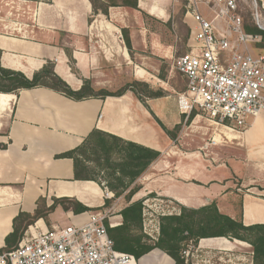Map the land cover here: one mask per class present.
Returning <instances> with one entry per match:
<instances>
[{"label":"crops","instance_id":"0c3cea01","mask_svg":"<svg viewBox=\"0 0 264 264\" xmlns=\"http://www.w3.org/2000/svg\"><path fill=\"white\" fill-rule=\"evenodd\" d=\"M21 2L24 13L30 14L33 21V35L0 31L3 68L22 72L31 79L51 63L55 73L74 90L98 74L100 81L91 82L92 87L109 90L114 84L111 76L120 62L134 63L116 26L119 8H110L104 15L95 14L89 0ZM2 20L0 6V29ZM137 37L142 39L135 29L132 42L137 43ZM162 51V59L170 64L173 52L167 48ZM135 66V75L142 71L155 77L139 63ZM177 94L172 88H164L158 98L137 97L131 91L120 97L75 101L43 87L23 89L18 94L0 93V115L5 116L0 119V252L14 230V219L21 212L34 214L40 199L46 201L47 208L54 198L75 199L91 209L111 210V222L122 224L124 200L104 208L105 189L94 181L75 180L73 159L58 158L80 147L95 129L160 152V158L138 179L141 189L132 200L144 201V221L157 200L167 203L161 207L160 217L180 216L181 207L198 210L216 202L220 213L241 220L245 226L264 225V115L250 120L242 133V155L248 162L241 165L243 182L236 189L241 193L238 196L232 181L217 180L215 169L209 168L205 175L200 160L181 157L183 152L169 134L182 125L184 118L178 109ZM238 198L241 206L237 210L234 203ZM90 213L76 215L59 205L47 220L40 219L34 225L46 229L84 223ZM251 249L247 242L237 239L202 238L197 244L189 241L184 257L190 264H254ZM131 264L175 261L164 251L154 249L139 260L134 258Z\"/></svg>","mask_w":264,"mask_h":264},{"label":"built area","instance_id":"2783aa9c","mask_svg":"<svg viewBox=\"0 0 264 264\" xmlns=\"http://www.w3.org/2000/svg\"><path fill=\"white\" fill-rule=\"evenodd\" d=\"M176 1L184 2L192 22L189 49L172 65L186 86L177 94L180 113L197 109L215 124L246 129L264 115V52L253 51L264 39L246 31L242 12L249 10L264 32V0ZM104 197L114 194L106 189ZM110 213L92 212L84 223L46 230L32 225L16 248L0 253V264H131L134 257L116 250L109 235Z\"/></svg>","mask_w":264,"mask_h":264},{"label":"trees","instance_id":"16d2710c","mask_svg":"<svg viewBox=\"0 0 264 264\" xmlns=\"http://www.w3.org/2000/svg\"><path fill=\"white\" fill-rule=\"evenodd\" d=\"M95 14L108 15L109 9L114 7H127L138 9V0H89ZM249 33L260 34L264 39V32L255 25H245ZM124 41L131 52V40L129 35H124ZM264 47V41L261 44ZM71 58V54H68ZM1 58V51H0ZM49 88L66 97L83 101L91 98L120 97L126 93L125 88L117 94L106 90H96L90 80H85L79 90H74L70 85L58 76L51 63H48L30 79L22 72L5 69L0 63V93L18 94L23 89ZM134 93V91H133ZM137 97L138 95L134 93ZM162 93H155L151 97H161ZM163 129L166 128L162 125ZM170 133V132H169ZM160 152L141 146L134 142L126 141L115 135L93 130L85 142L77 149L61 154L58 158H70L74 161L75 176L78 181H94L102 188H107L114 194L113 199L105 201L104 208L111 207L115 201L122 198L125 207L120 215L122 224L111 228L106 222L110 237L115 243L116 250L132 255L139 260L154 249H160L168 254L175 264H190L186 262L184 252L189 241L197 244L202 238L225 237L237 239L251 244L254 248V264H264V225L256 224L245 226L239 219L219 212L216 202L198 210H190L181 207L180 216H161L160 234L155 242L144 233V201H132L140 191L137 184L150 168L160 158ZM90 163L100 168L105 175V181H98L94 176ZM51 207H46V201H38V209L34 214L21 212L13 221V232L6 237V247L0 253L11 251L22 240L25 231L40 219L47 220L57 206H62L65 211H72L79 215L86 212L100 210L84 206L75 199H53Z\"/></svg>","mask_w":264,"mask_h":264},{"label":"rangeland","instance_id":"374dc122","mask_svg":"<svg viewBox=\"0 0 264 264\" xmlns=\"http://www.w3.org/2000/svg\"><path fill=\"white\" fill-rule=\"evenodd\" d=\"M21 1L0 0L3 14V20L1 21L3 25L0 31L32 37L33 33L30 32V27L33 21L30 14L24 13L20 6ZM138 3V9L115 7L119 8L115 18L118 33L123 42L122 45L126 46L124 35L127 33L131 39L132 49L130 54L134 63L127 65L120 62L118 69H115V73L111 76L114 80L113 88L106 91L117 94L128 88L126 93L134 91L139 97L145 98H150L155 93L163 94L164 88L168 90L172 88L177 93H181L186 89L185 82L180 74L173 69L172 65L177 56L186 53L189 49L192 22L185 17L184 2L176 0H138ZM121 10L123 11L121 12ZM125 10H127V13L124 12ZM242 17L245 25L253 24L249 10L243 11ZM135 29L142 38L137 37L139 39L137 43L132 42L134 41ZM166 48L173 52L172 59L169 61L170 64L161 57L163 56L162 52H164L162 50ZM254 50V53H257L256 50L258 49L254 48ZM259 50L264 52V47L260 46ZM135 62L139 63L142 68L148 70L156 78L146 73L143 75L142 71L141 75L140 73L135 75V71H137ZM96 80L100 81V74L95 75L91 82L93 83ZM2 118H5L4 114L0 115V119ZM169 132L170 137L174 140V145L183 152L182 158L200 160V169L205 175L208 173L209 168L215 169L217 180L223 182L228 179L232 181L234 193L238 196L241 194L236 189L241 188L243 182L240 172L241 165L248 162L242 155L244 152L242 151V133L245 132V129L236 128L231 124H215L209 120L203 111L194 109L189 116L184 115L181 126L175 127ZM214 139L216 143L212 145ZM89 167L93 172V176L99 182H106L105 175L100 172V168L96 167L94 163H90ZM232 172L233 175H231ZM201 177L205 178L204 174ZM103 189L106 191L107 188ZM123 203L125 204V202ZM166 204L156 200L149 209L151 214L146 216L143 223L144 233L151 240L148 241L149 243L155 242L160 234L161 207ZM234 206L237 210L240 208L239 198L235 201ZM96 212H100V210ZM111 217L110 215L107 220L108 223L116 225L117 223L111 222ZM40 228L42 229V227ZM249 245L251 246V244ZM251 250L254 253L253 247Z\"/></svg>","mask_w":264,"mask_h":264}]
</instances>
